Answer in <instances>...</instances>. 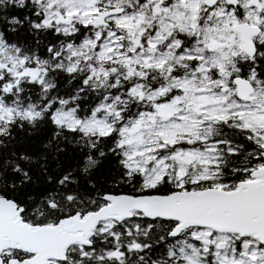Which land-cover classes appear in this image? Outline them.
Listing matches in <instances>:
<instances>
[{"label": "snow or ice", "instance_id": "6c2138e0", "mask_svg": "<svg viewBox=\"0 0 264 264\" xmlns=\"http://www.w3.org/2000/svg\"><path fill=\"white\" fill-rule=\"evenodd\" d=\"M0 264H264V0H0Z\"/></svg>", "mask_w": 264, "mask_h": 264}]
</instances>
